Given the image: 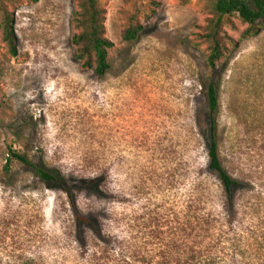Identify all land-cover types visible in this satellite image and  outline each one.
I'll return each mask as SVG.
<instances>
[{"label": "rangeland", "instance_id": "rangeland-1", "mask_svg": "<svg viewBox=\"0 0 264 264\" xmlns=\"http://www.w3.org/2000/svg\"><path fill=\"white\" fill-rule=\"evenodd\" d=\"M100 2L103 76L71 43L75 0H0L17 37L12 55L0 29V264H264V28L225 17L211 68V1Z\"/></svg>", "mask_w": 264, "mask_h": 264}, {"label": "trees", "instance_id": "trees-1", "mask_svg": "<svg viewBox=\"0 0 264 264\" xmlns=\"http://www.w3.org/2000/svg\"><path fill=\"white\" fill-rule=\"evenodd\" d=\"M77 9L72 15V23L75 32L71 36V43L75 47L77 58L82 62V65L87 68H93L95 73L103 76L109 69L108 53L113 47V42L105 36V9L101 5L100 0H75ZM212 2V10L215 14V21L211 33L213 45L209 54L206 57L207 64L214 68L216 62L223 54L225 45L218 41L216 38L221 34V24L225 17H232L237 15L242 22L247 24V27L241 32L240 38H246L256 35L261 29L264 28V0H209ZM0 29L2 40L8 47L12 55H16L17 37L14 29L13 14L6 8H2ZM142 26L139 23L131 24L123 33L124 40H132L141 31ZM229 43L235 42L225 36ZM206 96L209 109V132L210 144L207 150L208 155V168L214 173L226 194L228 205L232 206L231 189L236 184V181L228 174L227 170L223 167L218 152V144L214 138V130L216 129L215 121L212 117L218 108L217 98V83L211 81L206 86ZM11 155L30 164L37 175L46 181L55 180V173L45 170L44 168L37 167L31 164L26 158L20 156L14 151ZM87 221V218H80ZM80 220V221H82Z\"/></svg>", "mask_w": 264, "mask_h": 264}]
</instances>
